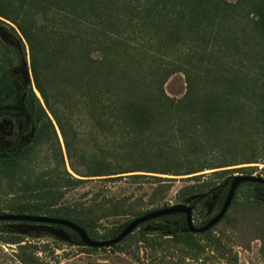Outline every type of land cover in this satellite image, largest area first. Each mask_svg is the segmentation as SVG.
I'll return each mask as SVG.
<instances>
[{
    "label": "rangeland",
    "instance_id": "1",
    "mask_svg": "<svg viewBox=\"0 0 264 264\" xmlns=\"http://www.w3.org/2000/svg\"><path fill=\"white\" fill-rule=\"evenodd\" d=\"M3 48L20 59L9 72L34 129L22 153L0 158V214L27 206L39 216L90 223L101 234L147 211L188 205L190 197L227 177L264 178L263 162L186 174L183 153L163 151L156 143L159 133L175 130L167 108L150 107L144 148L138 153L124 148L121 117L89 108L91 94L102 89L111 68L97 74L86 67L87 56L98 60L104 48L118 72L123 69L125 78L151 91L161 74L170 100L186 95V69L198 86L192 99L262 100L261 107L246 112L242 133L223 137L240 142L238 158H250L260 145L256 136H264V0H0ZM31 66L53 113L33 82ZM247 84L261 85V91L249 92ZM16 104L17 98L0 97V115ZM214 109L205 101L201 107L207 114ZM22 127L17 115L0 118L5 150L18 146ZM245 191L236 190L223 218L206 233L170 236L151 224L101 249L73 241L56 226L0 223V264H264V201L246 200ZM221 202L219 192L205 198L192 212L194 227L216 215ZM172 222L183 230L179 218Z\"/></svg>",
    "mask_w": 264,
    "mask_h": 264
},
{
    "label": "trees",
    "instance_id": "2",
    "mask_svg": "<svg viewBox=\"0 0 264 264\" xmlns=\"http://www.w3.org/2000/svg\"><path fill=\"white\" fill-rule=\"evenodd\" d=\"M223 6L227 5L223 4ZM212 8L217 10L218 6L212 4ZM149 9L152 10L151 12H155V8L153 6ZM162 25L163 24L160 26ZM21 31L22 35L27 39V34H25L22 28ZM168 35L173 36L174 38L177 37L176 32L173 31L169 32ZM99 53L100 58L98 60L90 59V57L87 56L86 61L88 62V65L86 67L93 70L97 74L100 70L105 69L106 67H110L112 71L110 70V76L106 75L103 77L102 89L99 91L96 90L91 94L89 108L90 110L93 109L99 111L111 110L117 116L121 117V119L117 121L121 129V140L124 143V148L130 151L136 148V153H138V151H140L138 147L143 145L142 148H144L145 144L148 143L149 136L145 135L147 123L144 119L146 118L150 107L154 106L155 108H167L171 111L172 115L170 120H174L173 122H175V130L168 135L164 132L161 134L159 133L156 136L159 137V140H156V143L161 146L162 150L166 149L170 151L172 149H177L179 152L183 153V160L185 161L187 167L185 170L186 174H195L203 172L204 170L222 169L256 162L264 163V136L261 138L256 136V140L260 142V145L256 146V151L253 152V155L250 158H238V152H240L241 149L243 150L240 146V142H235V140H233V143H229L227 138H223L224 135H227L233 130L242 133L245 130L244 127L247 126L245 119L247 116L246 112L253 106L256 108L261 107V105H263L262 100H238L235 102H227L224 100L222 102L221 100L215 98L192 99L189 95L193 96V93L197 90L198 86L197 83L191 79V69H186L184 71L188 81L186 95L181 100H170L163 94V84L165 81L162 80L161 74L156 77L153 83L150 84V87L152 88L151 91L149 87L143 84H137L134 80L129 78V76L125 78L123 69H120L118 72L119 69L116 68L111 61V54L107 52L106 49L102 48ZM17 56L18 54L14 53L12 50L7 48H3L2 50L0 49V97L5 96L9 98L16 92V84L10 76L9 71L16 69L19 66L20 59L14 58ZM30 70L33 82L40 91L45 107L53 113L49 104L48 96L40 87L39 75L37 74L35 67L31 66ZM260 87L261 85L258 84H247L245 89L249 92L256 93L258 90L261 91ZM204 101L208 105H213L215 109L208 114L207 112L201 111ZM23 106L28 114L24 101ZM29 118L32 119V116L30 115ZM57 124L64 139L66 153L70 158V144L67 141L63 127L58 121ZM255 124L256 123H252L253 126H255ZM22 152L23 150L20 151V153ZM131 154L132 153H130V155ZM231 179L232 177H227L216 188L209 190L205 188L201 190L198 192L199 196H192L187 200L188 205L192 207L193 211H195L197 206L205 198L209 197L214 192H219L222 198V206L223 201L228 194ZM241 188L246 190L243 194L246 200L264 201L263 185L256 183H242L238 186L237 191ZM155 210L160 209H154L151 211ZM151 211L140 214L136 218ZM11 214L39 216L38 214L33 213L32 209L27 206L19 207L13 210ZM177 218H179V224L183 228L181 231L176 230L171 226L173 223L172 221ZM71 222L82 228L88 238L93 241L111 240L115 238L124 227L118 226L108 230L107 232L99 234L90 223H81L78 221ZM207 222L203 223L201 227ZM151 224H158L163 228V234L166 233L170 236H178L179 234H185L187 236L195 235L188 232L185 224V216L182 214H174L150 220L141 224L138 228H143L144 226ZM56 227L67 232L73 241L81 243L79 237L73 231L60 226Z\"/></svg>",
    "mask_w": 264,
    "mask_h": 264
},
{
    "label": "water",
    "instance_id": "3",
    "mask_svg": "<svg viewBox=\"0 0 264 264\" xmlns=\"http://www.w3.org/2000/svg\"><path fill=\"white\" fill-rule=\"evenodd\" d=\"M22 148L23 146H20L18 149H16L13 152V155L14 156L18 155L22 150ZM242 183H256L264 186V178L256 177V176H243V175L232 177L229 185L228 194L226 195L220 210L204 226L200 228H196L193 225L192 207L184 204H178L160 210L151 211L141 217L135 218L132 221H130L128 224H126L121 230V232L115 238L108 241H93L88 238L84 230L80 228L78 225H76L71 221L60 218H51L46 216H34V215L0 214V222H23V223H35L39 225H49V226L55 225V226L64 227L76 233L80 239L81 244H83L86 247L97 248V249L111 247L113 245L122 242L126 237L132 234L141 224H144L150 220H154L164 216H171L174 214H182L185 216V224L188 232H190L191 234H203L211 230L216 224H218V222H220V220L227 212L238 186Z\"/></svg>",
    "mask_w": 264,
    "mask_h": 264
},
{
    "label": "flooded vegetation",
    "instance_id": "4",
    "mask_svg": "<svg viewBox=\"0 0 264 264\" xmlns=\"http://www.w3.org/2000/svg\"><path fill=\"white\" fill-rule=\"evenodd\" d=\"M23 95H17V88L16 92L13 94V96L9 97L11 98H17V104L13 109H10L9 111H5L7 113H1L0 118L1 120L8 119L9 116L15 117L16 115L20 117L21 121L23 122V127L21 131V139L18 144V146L15 148L18 149L20 146H23L22 150L31 142L33 137V124L32 120L29 118L24 106H23ZM9 114V116H8ZM14 150V151H15ZM9 152L4 149L2 145H0V158L2 159H9L14 157L13 152ZM8 154V155H7Z\"/></svg>",
    "mask_w": 264,
    "mask_h": 264
}]
</instances>
